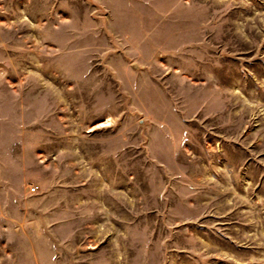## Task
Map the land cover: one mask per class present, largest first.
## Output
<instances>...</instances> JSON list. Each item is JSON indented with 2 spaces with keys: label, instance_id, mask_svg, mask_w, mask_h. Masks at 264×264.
<instances>
[{
  "label": "rangeland",
  "instance_id": "374dc122",
  "mask_svg": "<svg viewBox=\"0 0 264 264\" xmlns=\"http://www.w3.org/2000/svg\"><path fill=\"white\" fill-rule=\"evenodd\" d=\"M0 264H264V0H0Z\"/></svg>",
  "mask_w": 264,
  "mask_h": 264
},
{
  "label": "built area",
  "instance_id": "2783aa9c",
  "mask_svg": "<svg viewBox=\"0 0 264 264\" xmlns=\"http://www.w3.org/2000/svg\"><path fill=\"white\" fill-rule=\"evenodd\" d=\"M36 186H33V187H31L30 189L32 190V191H35L36 190Z\"/></svg>",
  "mask_w": 264,
  "mask_h": 264
}]
</instances>
